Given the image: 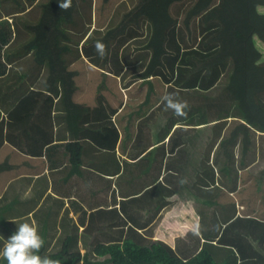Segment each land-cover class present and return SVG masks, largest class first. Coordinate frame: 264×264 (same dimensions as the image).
<instances>
[{
  "label": "crops",
  "instance_id": "obj_1",
  "mask_svg": "<svg viewBox=\"0 0 264 264\" xmlns=\"http://www.w3.org/2000/svg\"><path fill=\"white\" fill-rule=\"evenodd\" d=\"M218 41L220 42V40ZM198 43V41L195 42L186 51L195 48ZM219 46L221 47V42ZM121 48L122 52L128 48L127 43ZM192 52L197 53L194 49L191 50ZM82 58H84L83 55L79 61ZM90 65L94 66L88 60L84 65L85 73L88 76L91 71ZM216 65L213 76H219L221 73L222 62L219 61ZM76 68L68 66L70 71H76ZM155 76L153 75V77ZM123 80L120 75L112 74L101 80L104 87L112 92L116 87L119 88V98L115 104L117 110L111 114L113 126L119 131L118 140H116L114 127L110 124L108 129L102 122L98 123L101 126L93 128L91 125L95 121L86 118L87 112L84 114L85 117L81 111L64 110L63 106H68V104L66 101L65 103L61 101L63 94L60 92L62 89L60 80L57 82L60 90L58 87L59 93L55 97V102L62 103L59 104V108L54 107L51 114L49 111L39 110L42 103V100H39L40 97L31 96L30 93L26 94L33 100H37L36 102L21 101L20 104L23 107L21 114L26 117L21 124L26 126L29 133L36 134L34 138H32L34 135L31 134L29 137L32 138L29 140L31 150L19 149L6 136L0 148V166L5 168L0 173V228L9 237L17 231L20 224L27 222L38 229V234L42 238L44 231L46 232V247L50 245L49 249L54 248V251H59L65 239L71 236L69 245L71 249L81 250L82 254H85L84 245L92 246L97 242L109 243L118 241L121 237V239L132 237L143 242L160 239L170 245H175L179 240L186 244V229H194L197 225L199 228L205 229L209 227L216 229L220 225L228 227L227 222H232L235 217L232 216V219H228L232 208H235L237 215H242V208L245 207H243L244 203L238 200V195L243 193L247 186L240 183V177L243 176L248 165L242 169V174L238 176L232 175L231 169L228 172L230 165L222 167L230 173L226 176L232 182L236 180V177L238 178V184H230L227 180L222 183V172L215 164L227 163L225 161L227 157L220 149L219 140L213 148L210 158V164L214 168L212 174L204 176L202 162L204 149L200 159L194 154L184 155L182 156L184 161L173 167L170 157L176 154V149L169 138L176 132L162 127L166 123V117H164V124L163 119L156 124L153 118L146 122L142 117L145 105L150 106L148 113L155 112L153 111L154 107H157V110L160 109L159 107L162 108L161 104L166 107L164 97L159 94H156V97L151 94L149 97L147 90L143 89L138 96V101L132 102L136 96L132 98L125 90L128 89L132 81L125 84ZM42 81L44 79L41 75L35 88L49 94V90L42 86ZM90 86H86L83 91L76 93L79 95L75 99L86 105L94 106L96 104V89L94 90L92 85L91 91H89ZM218 89L213 87L209 92ZM126 105H131L134 109L126 112L124 111ZM32 106L38 109L36 114L43 118V121L39 120L38 123V120L29 118L32 114L29 113V109H32ZM170 111L172 110L169 109ZM156 113L160 119L161 111ZM190 114L193 117V111ZM1 116H7V113L2 111ZM50 118L54 121L53 125L49 123ZM142 120L145 122L144 125H140ZM185 123L191 128L196 126L189 118ZM51 125L53 129L49 130ZM45 126L48 130L43 129ZM198 128L203 129L204 126L198 124ZM188 131L189 129L185 130L183 135L188 134ZM182 132H177V134ZM155 134L160 137L156 138ZM189 137L191 136H185L182 139ZM50 138L51 141L46 142V139ZM73 141L83 143L80 165L71 163L70 155L73 151H68L66 148V144ZM102 141L104 143L100 145L98 142ZM229 150L231 151L230 158H234L236 161L237 157L233 153L232 145ZM258 164L259 159L250 163V169H254V165ZM205 180L216 182L215 184L218 186L223 185L227 193L218 195L215 193L218 191L216 189L209 192V190H213L214 185L211 184L210 187L205 188L203 185ZM178 186L181 188L176 192ZM163 189L171 192L174 196L182 197L187 203L175 201L174 206L177 208L167 212L169 218H163L164 221L162 219L159 222L161 224L155 229L151 228L145 238L146 234L138 231V226L155 227L159 218H156L157 206L154 207L153 201L145 202L142 199H156ZM173 189H175V193H173ZM202 200H207V202H201ZM225 200H227V204L223 205ZM139 207L150 210L147 214L139 212L134 218L130 215V210ZM182 208H189L190 212L183 211ZM199 208L204 210L213 208L208 215L211 222L207 221L204 225L202 224L204 216H200ZM163 213L161 212L160 216ZM179 213L181 216H178ZM256 213L258 214L259 211ZM171 218L178 219V222H171L176 223L175 226L169 225L168 221L172 220ZM248 218H250V214L246 217V219ZM112 220L115 221L111 223ZM127 226H131V228L130 233L126 234ZM250 226L240 224L238 227L246 229ZM234 229L237 227L235 226ZM249 237L252 239L255 237L253 240L256 244L255 249L246 239L241 240L240 246L245 253L243 256L245 258L237 264H264V252L257 251L258 249L264 250V242L261 243V238L256 236ZM0 242H3L2 246L7 243L4 239H1ZM179 251L186 253L183 255L184 258H189L194 254H191L190 251Z\"/></svg>",
  "mask_w": 264,
  "mask_h": 264
},
{
  "label": "trees",
  "instance_id": "obj_2",
  "mask_svg": "<svg viewBox=\"0 0 264 264\" xmlns=\"http://www.w3.org/2000/svg\"><path fill=\"white\" fill-rule=\"evenodd\" d=\"M103 1H105L102 3L103 5H100L97 4V0H71V6L67 10H62L59 3L63 0H0V148L5 141V135H7V139L19 149L31 150L29 140L34 138L36 134L29 133L26 126L21 124L26 118L21 114L23 110L20 105L21 101L36 102V99L33 100L31 97L26 96L29 93L31 96L40 97L39 100H42V103L39 110H46L51 114L53 108H59V104L62 103L55 102V97L58 95L61 86H64L60 90L63 94L61 101L64 103L66 101L68 104V106H63L64 110L81 111L83 115L87 112V117L84 116L95 121L91 125L93 128L101 126L98 123L102 122L105 128L108 129L110 124L114 127L116 140H118L119 131L113 126L111 114L117 110L115 104L118 101L119 93L115 92L113 96L105 94L103 90L104 83L97 81L95 73H103V70H110L109 68L112 67L116 71H111L112 73L124 78L131 69L140 68L141 62L125 61L127 51L133 49L129 51L133 52L134 48L132 44L128 43V48L122 52L121 47L126 43V38L119 39V37L127 32L128 25L139 20L143 21V17H148L152 24V31L147 44L145 43V46L151 48L152 55L150 54L149 61L145 62V68H141L133 75L143 78L144 85L145 83L148 84L144 91L147 90L149 97L154 91L153 75L160 72V66H166L167 68L176 63L175 60L173 62L170 60L165 61L171 57L166 56L168 52L167 35L168 30L175 27L179 15V13L173 12V5L186 0H140L135 8L121 20V24L118 25L115 22V17L119 11L111 9L110 15L102 19L99 26L93 27L94 24H97L96 11L100 13L107 6L108 0ZM191 2L193 3L190 4L184 17V21L189 28H191V20L200 17V15L204 17L206 22L219 18V21L215 23V28L221 47L217 55L213 57V61L223 63L224 60L228 59V62L234 63V72L230 73V76L234 78L233 82L236 89L242 91L243 98L239 108L240 112L245 115L244 122H240L238 126L249 129L254 124L260 126L261 130L264 131V0H191ZM53 12L56 15L52 17ZM46 26H50V28L46 29ZM45 30L52 32L58 30L55 43L61 45L58 56L60 57L59 60L62 59L65 62L62 68H58L54 61H47V58L44 57L45 52L41 47L45 39H41V36ZM116 39L119 40L115 45ZM97 41L105 45L107 55L98 58L96 55L87 52L86 56L91 60L93 59L91 62L93 64V61L98 63V60L104 59L100 65H96L100 68L90 65L91 71L88 76L84 68L87 61L84 58L79 61L83 53L80 52L79 46L83 44L90 47V45L96 44ZM171 44L169 42L168 46L170 47ZM175 47L172 46V48ZM71 49L74 51L73 55L70 52ZM186 49L188 47L182 45L181 52H187ZM119 56L121 62L116 60ZM48 63L50 69L54 70L53 73L65 72L67 76H62L59 79L63 81L60 87L54 79L53 83L55 85L51 86L48 89L50 93L46 94L44 90L35 88V84L43 72L46 71ZM68 66L77 67L76 71H70ZM167 81L171 82V79H167ZM95 82L96 104L89 106L78 102L75 97H78L79 94L76 93L83 91L89 85H91L89 90L91 91V87ZM58 87L59 90H57ZM32 107V109H29V113H32L29 118L38 120V123L39 120L43 121V118L36 114L38 109L34 108L35 106ZM2 111L6 112L7 116L2 117ZM50 119L49 123L53 125L54 121H52V118ZM203 119L205 123L213 124V129L211 126L212 134H207L210 137L208 138L209 143L204 148L202 162L205 176L212 174L214 171L210 164V158L216 143L220 140V149L224 151L227 157L225 161H229L228 157H231V151H228V149L230 148L225 147L224 150L222 146H231L236 136L240 135V129L234 128L228 133V138H226L227 136L222 137L226 119L211 121L207 114ZM215 124L221 126V128L218 129ZM52 125L49 130L53 129ZM43 129L48 130L46 126ZM30 134L34 136L29 138ZM245 139L247 140L244 137V141ZM49 141H51V138L46 139V142ZM98 143L103 145L104 142ZM66 148L68 151H73L70 155L71 163L80 165L83 143L73 141L66 144ZM247 149L246 146L243 154L247 152ZM4 169L3 166H0V173ZM229 171L230 166L228 167ZM215 183L205 180L203 185L206 188L213 184V189L223 192L224 189ZM232 222H227L228 227L230 226V228H227L229 231L235 228L234 226L231 229ZM239 225H236L237 229H242L238 227ZM231 237L229 232L226 239L234 244L237 236L233 240H231ZM121 238L118 241L97 242L94 245L93 252L96 255L108 256L105 260H100L82 254L81 250H72L69 246L71 236L65 239L59 251L47 252V234L44 231L43 245L34 254L39 255L41 258L48 257L57 261V264H80L82 260H85L88 264H102L103 262H111L112 264H229L228 260L232 259L231 252L233 250L222 246L223 243L221 242H219L221 254H216L217 249L207 244L191 257L184 258L174 252L171 249L172 246L168 243L158 240L143 242L132 237ZM231 243L225 242L223 245L229 246ZM235 244L241 248L239 243L236 242ZM231 263L236 264L237 262L231 260ZM1 264H8V262L4 258Z\"/></svg>",
  "mask_w": 264,
  "mask_h": 264
},
{
  "label": "rangeland",
  "instance_id": "obj_3",
  "mask_svg": "<svg viewBox=\"0 0 264 264\" xmlns=\"http://www.w3.org/2000/svg\"><path fill=\"white\" fill-rule=\"evenodd\" d=\"M140 0H108L106 3V7L99 13H97V24H94L93 27L99 26V23H102V19L107 18V16L110 15L111 9L116 11H119V13L115 17V22L119 25L121 24V20H123L127 14H129L135 6L139 3ZM105 1L103 0H97V4L103 5ZM191 0H186L183 2H179L173 5L172 10L174 13H179L176 25L175 27H171L168 30L167 35V48L168 52L166 56H171L167 58L165 61H176V63L173 66L167 67L166 66H160L161 70L160 72H156V76L152 78L154 80V91L153 96L156 97V94H159L161 97H165L166 95H173L175 99H178L181 102H184L188 105L186 111V115L184 116H177L173 113V111L169 112V109H167L164 104H161L162 108L157 110V107H154L153 113H148V108L150 106L145 105V111L143 112L144 115L142 117L145 119L146 122L149 121L150 118H153L155 120V123H160L163 119L164 124V117L167 118L166 123L162 126L164 129L169 131L176 132L174 135H172L169 139L173 143L174 148L176 149V154L171 156L170 159L173 162V167L177 166L179 163L183 162L184 159L182 156L194 154L199 157V159L203 155V149L207 147L210 138L207 134H212L211 126L213 129V124L205 123L204 119L205 115L212 120H224L226 119L225 126L223 128L224 133L223 136L229 137L228 133L231 132L234 128H239L240 135L236 136V139L234 143L231 145L233 146V153L236 155L237 160L235 161L234 158L228 157L230 160L227 161L225 164H215L217 168L222 172V183H225L227 180L230 184L237 185L238 184V178L236 177V180L232 182L231 179H228L226 174H230L226 172L222 167H225L226 165H230L231 174L232 175H241L242 169L248 165L247 169L243 172V176L240 177L242 185H246L247 189L241 192L238 195V200L243 202L244 205L242 208L241 216L237 215L235 213V208H232V212H230L228 219L232 216H235L232 222L231 229L236 226L237 224H245V225H251L250 227L246 229H234L229 231L227 228L229 227H223V225H220L216 229L213 228H199V234H195L193 232V229H186L187 233V240L186 244L182 243L181 241L177 240L175 245L172 246L171 249L178 253L179 255H185L186 253H181L179 250L182 251H190L191 254L195 253L196 251H199L203 246H206L207 244L210 245V247H213L217 249L216 254H221V249L219 242L225 244L231 243L228 242L226 239V236L228 233H231V240H233L236 236V242L240 243V239H246L249 243L252 244V248L256 246L255 242L253 241L255 239L254 236L261 238V243L264 242V131L261 130L260 126L254 125L251 126L249 129L246 127L242 128L239 127L240 122H244L245 115L244 113L240 112V102L243 98V94L241 90H237L236 86L233 82L234 78H231L230 73L234 72V63L228 62V59L224 60L222 63V69L219 76H213L215 71L216 61H213V57L217 55L218 51L220 50V42L218 41V35H217V29L215 28V23L219 21L218 19H214L211 21L206 22L204 20V17L200 15V17L193 18L191 20L189 28L185 21L184 17L186 14L187 9H189L190 4H192ZM97 10V8H96ZM228 13V12H226ZM56 14L53 12L52 17ZM102 25V24H101ZM50 26H46V29H49ZM129 32L126 34H123L119 37L121 39L122 37H125L128 34H131L132 32L137 36V39L135 41V44L137 45L136 49H134L133 52L131 49L127 51V55L125 56V61L128 60H134L137 62H141L139 69H131L130 72L126 77H124L123 81L125 84L131 83V85L128 87L127 93H129L134 100L132 102L138 101V96H140L141 92L145 87H148V84H143L144 79L141 77H135L133 74L137 71H140L141 68H145V62L149 61L150 56L152 55L151 48H148L145 46V43L147 44V40L149 39L150 33L152 31V24L148 17H143V21H137L134 24H131L128 28ZM56 32L58 30L47 31L45 30L44 34L41 36V39H45V42L43 43L41 49H44L45 55L44 57L47 58V61H54L55 64L58 65V68H62L65 65V62L63 60H59V52L61 51V45H58L55 43V37ZM149 33V34H148ZM63 37V35H62ZM115 40V45L117 43V40ZM199 42L194 50L197 51V53H191V50L189 49L187 52H181L182 45L187 46L188 48H191V46L194 45L195 42ZM171 42L172 44L170 47L168 46V43ZM42 43V41H41ZM61 44L62 41H60ZM172 46H176L175 48H172ZM217 48H214L216 47ZM147 47V48H146ZM81 51L83 52L82 55L84 56L85 61L92 62L91 59H89L88 56H86L87 52L88 54H94L98 58H101V56L97 53L95 44L90 45V47H86L83 44H80ZM149 49V50H148ZM151 51V53H150ZM71 54L73 55L74 51L70 50ZM151 54V55H150ZM74 58V57H73ZM91 58V57H90ZM121 57H117L116 60L120 61ZM179 59V60H178ZM59 60V61H57ZM98 60V59H97ZM178 60V61H177ZM103 60H98V63L94 62L95 68L96 65H100ZM226 62V63H225ZM192 63V64H191ZM167 65V64H166ZM108 72L114 71L116 72L112 67L109 68ZM173 69V70H171ZM47 72H43L42 78L44 81H42V86L45 88L47 86V90L54 86L53 83L54 79L56 82H58L59 79L62 78V76H67L65 72H56L53 73V69H50V65L48 63V66L46 68ZM75 71V70H72ZM64 73V75H63ZM97 77V81H101L103 78L108 77L109 75H105L101 72L95 73ZM106 76V77H105ZM167 79H171V82H168ZM46 81V82H45ZM61 81V80H60ZM127 82V83H126ZM63 83V81H61ZM46 85V86H45ZM94 90L96 87V82L93 84ZM56 87V86H55ZM64 87V86H61ZM131 87V88H130ZM213 87L219 88L218 90H213L212 92H209ZM42 88V87H41ZM105 94H108L110 96H113L115 92L119 93V88H115L114 92L111 90H108L104 87ZM48 94L47 92H45ZM228 100V101H227ZM236 104H232V103ZM193 106H192V105ZM192 106V107H191ZM134 107L131 105H126L124 108V111L128 112L130 110H133ZM199 109L198 111H196ZM201 110V111H200ZM203 110V111H202ZM161 111V117L158 119V115L156 112ZM193 111V117L192 114H190ZM199 112V113H197ZM189 118L191 122H193L196 126L194 128H191L190 125H187L185 123L186 119ZM217 119V120H216ZM210 120V119H209ZM202 122V123H201ZM225 122V121H224ZM223 123V122H222ZM222 123H220L222 125ZM145 122L142 120L140 122V125H144ZM198 124H201L204 126L203 129L198 128ZM218 129L221 128V126L215 124ZM189 129L188 134H184L185 130ZM247 130V131H245ZM177 134V132H181ZM195 131V132H194ZM195 133V134H194ZM226 133V135H225ZM7 136V135H5ZM185 136H191L189 138H184ZM222 136V137H223ZM156 138H159L160 136L158 134H155ZM244 137L247 138L244 141ZM199 138V141H198ZM225 140V139H224ZM200 142V143H199ZM188 143V144H186ZM247 146V152L243 154V150ZM225 147L230 148V146L223 145L222 148L225 150ZM223 151V150H222ZM224 152V151H223ZM259 159V164L254 165V169H250V163L255 162ZM201 167V166H199ZM224 172V173H223ZM175 183L180 184L179 182L175 181ZM241 185V186H242ZM181 186H178L176 192L180 190ZM213 190H209V192H213ZM223 191V190H222ZM173 193H175V189H173ZM216 194L220 195V193H227V191L224 189L223 192H220L219 190L215 192ZM242 194V196H241ZM151 198L153 195H150ZM145 200V202L151 200L153 201L154 207L156 208V218H159L158 223L155 225V227H148L145 225L138 226V231L142 232L143 234H146L145 238L148 236V232H150L151 228H156L163 218L165 217L169 218L168 211L172 210L173 208H177L175 205V201L178 203L184 202V204L187 203L185 199L179 196H174L169 191H162V193L156 198V199H142ZM141 200V201H142ZM201 202H207V200H202ZM227 204V200L224 201L223 205ZM222 205V206H223ZM150 209L147 208H135V210H130V215L135 218V216L140 212L142 214H147ZM163 210V211H161ZM183 211L190 212L189 208H182ZM213 208H209V210H204L203 208H199L200 216L203 215L202 224L204 225L205 222L209 221L211 222V219H208V215L210 214V211H212ZM256 211H259L257 214ZM161 212H164L163 215L160 216ZM250 214V218L246 219L248 215ZM260 214V215H259ZM226 215V214H223ZM178 216H181L180 213ZM227 218V217H226ZM111 219V218H110ZM164 219L162 221H164ZM169 219V225L175 226L176 223L171 222H178V219L171 218ZM115 220H112L114 222ZM129 221H131L129 219ZM131 226H127L126 234L130 233ZM219 232V233H218ZM218 233L217 236L215 234ZM253 233V234H252ZM244 234V235H241ZM233 235H235L233 237ZM241 235V236H240ZM95 237V235H93ZM249 236H253L254 238H250ZM9 235L4 233L3 230L0 228V240L4 239L5 241H8ZM153 241V239H151ZM163 243H167L164 240H158ZM145 242V241H144ZM235 242V243H236ZM232 244L229 246L223 245L226 248H230L233 251L232 253V259H229V264L231 263V260L236 261L237 263L241 261V259H244V252L242 251V248H240L237 244ZM3 242H0V253L3 252L4 246H2ZM50 245H47L46 250L53 252L54 248L49 249ZM94 245L92 246H83V251H85V254L92 258V259H100L105 260L108 256H103L100 258L98 255H96L93 252ZM77 250V249H74ZM259 253L264 252L262 249L257 250ZM180 252V253H179ZM218 256V255H217ZM185 257V256H183ZM4 257L0 255V264L2 263ZM236 263V264H237ZM244 263V261H243ZM80 264H88L85 260H82ZM102 264H112L111 262H103ZM228 264V263H227Z\"/></svg>",
  "mask_w": 264,
  "mask_h": 264
},
{
  "label": "clouds",
  "instance_id": "obj_4",
  "mask_svg": "<svg viewBox=\"0 0 264 264\" xmlns=\"http://www.w3.org/2000/svg\"><path fill=\"white\" fill-rule=\"evenodd\" d=\"M70 6L71 0H63V2L59 3V7L62 10H67ZM130 25L127 26V32H129L128 28ZM125 38L126 43L132 44L133 48L136 49L137 45L135 44V41L137 36L132 32L131 34L126 35ZM95 48L101 57L107 55L106 47L103 43L97 41ZM103 74L116 75L112 72H108V69L103 70ZM163 99L166 101V108L172 110L175 115H186L185 110L188 107L186 103L178 101L171 94L166 95ZM181 182L183 183L184 181ZM220 187L222 189H226L221 184ZM193 232L195 234H199L198 225L193 229ZM42 245L43 239L38 234V229L34 225H30L29 223L25 222L20 224L17 231L10 238H8L3 252L0 253V255H2L7 260L8 264H57V261H54L48 257L41 258L39 255L34 254L40 250Z\"/></svg>",
  "mask_w": 264,
  "mask_h": 264
},
{
  "label": "bare ground",
  "instance_id": "obj_5",
  "mask_svg": "<svg viewBox=\"0 0 264 264\" xmlns=\"http://www.w3.org/2000/svg\"><path fill=\"white\" fill-rule=\"evenodd\" d=\"M6 15H7V14H6ZM6 37H7V36H6ZM118 62H119V60H118ZM120 62H121V61H120ZM41 63H43V62H41ZM124 63H125V61H124ZM124 63H123V64H124ZM117 64H118V63H117ZM85 70H86V69H85Z\"/></svg>",
  "mask_w": 264,
  "mask_h": 264
}]
</instances>
